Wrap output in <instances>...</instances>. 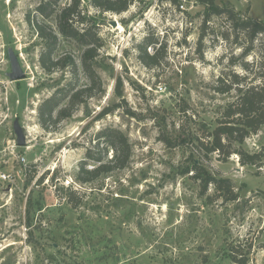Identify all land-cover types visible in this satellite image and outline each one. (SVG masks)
I'll list each match as a JSON object with an SVG mask.
<instances>
[{
  "label": "rangeland",
  "instance_id": "1",
  "mask_svg": "<svg viewBox=\"0 0 264 264\" xmlns=\"http://www.w3.org/2000/svg\"><path fill=\"white\" fill-rule=\"evenodd\" d=\"M40 1L0 0V264H264V126L243 144L258 155L252 165L237 154H206L196 140L236 100L233 76L240 88L264 83V37L250 43L234 28L264 22V0H213L234 20L207 18L198 0H134L121 14L80 0L87 15L80 27L99 42L98 79L92 97L48 130L39 124L40 103L69 82L76 89L91 82L84 48L58 34L55 14L44 20L36 12ZM27 18L56 33L54 57H71L76 75L43 71L42 42ZM146 43V53L137 48ZM8 49L21 81L7 78ZM104 109L112 112L100 118ZM105 128L128 138L130 163L80 184L87 151L103 156L95 144ZM194 166L228 179L230 190L204 189Z\"/></svg>",
  "mask_w": 264,
  "mask_h": 264
},
{
  "label": "trees",
  "instance_id": "2",
  "mask_svg": "<svg viewBox=\"0 0 264 264\" xmlns=\"http://www.w3.org/2000/svg\"><path fill=\"white\" fill-rule=\"evenodd\" d=\"M134 0H88L89 4L100 12H111L121 14L125 12ZM206 9V16L226 14L232 20L234 15L215 5L213 0H198ZM59 0H41L36 7V12L44 19H49L55 14L56 27L58 34L64 38L75 41L84 48L81 65L85 76L91 82V87L76 89L71 82L64 87L57 88L49 97L45 98L38 107V120L43 129L48 130L52 125L69 118L75 108L82 104L83 98L92 97V86L98 79L94 70V62L97 56L99 46L98 39L93 33L91 27H80L86 21V14L80 8V0H71L69 4L59 7ZM176 0H171V3ZM28 24L35 29L39 39L42 42L41 52L39 55V64L43 71L51 74L57 70L67 69L72 75H76L77 66L71 57L55 58L54 50L56 48L58 37L44 23L31 21L27 18ZM234 28L240 29L250 43L258 37H264V22L246 19L241 23L234 25ZM139 45L137 48L146 53V47ZM157 54L151 57L155 60ZM232 86H236V100L226 107L223 114V122L217 123L214 128L204 129L202 137H196L198 144L204 148L206 154L217 153L220 156L229 157L231 154H237L240 157L242 165H252L256 162L258 155L251 156L245 153L243 144L245 139L256 134L264 126V83L255 86L240 88L237 76H233ZM264 80V76L262 78ZM120 82L116 89V95L121 96L119 90ZM230 89L221 92H228ZM112 111L104 109L99 117L106 116ZM54 114H56L54 116ZM95 150L102 146V157L95 158L94 153L88 150L85 159L79 163V170L75 180L80 184H88L104 174L126 168L132 156L128 138L117 129L105 128L98 132L96 138ZM111 151L112 158L105 161L108 152ZM91 162L92 169H87L88 163ZM195 172V181L203 184L204 189L208 185H213L217 191L230 190L231 182L228 179H216L208 175L199 166H194L191 170ZM41 182V180H40ZM76 192H69L68 201L71 206L76 207L81 203L80 198L77 204L73 201V195ZM234 195L227 200H233Z\"/></svg>",
  "mask_w": 264,
  "mask_h": 264
},
{
  "label": "water",
  "instance_id": "3",
  "mask_svg": "<svg viewBox=\"0 0 264 264\" xmlns=\"http://www.w3.org/2000/svg\"><path fill=\"white\" fill-rule=\"evenodd\" d=\"M111 26L115 27L116 22L115 21L111 22ZM7 56L10 65V72L7 73L8 80L10 82H18L25 79V74L21 68L19 60L12 49L7 50ZM18 142L19 144H22V139L19 138Z\"/></svg>",
  "mask_w": 264,
  "mask_h": 264
}]
</instances>
